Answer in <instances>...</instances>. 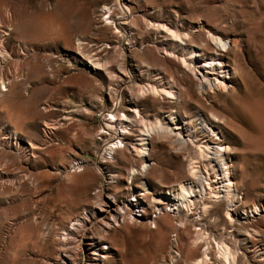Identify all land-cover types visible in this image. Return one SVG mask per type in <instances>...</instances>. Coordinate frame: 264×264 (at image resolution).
<instances>
[{"label": "rangeland", "instance_id": "rangeland-1", "mask_svg": "<svg viewBox=\"0 0 264 264\" xmlns=\"http://www.w3.org/2000/svg\"><path fill=\"white\" fill-rule=\"evenodd\" d=\"M124 1L130 7L124 27L129 43L108 23L123 16L116 0H0V72L7 83L0 94V264H171L178 254L176 264H191L204 250L193 244L197 234L228 240L240 253V227L261 226L239 221L227 230L206 219L200 206L185 214L152 202L142 191L144 183L157 197L187 178L186 156L167 144L151 148L146 181L131 173L142 166L136 147L140 131L172 111L192 126L200 115L220 125L239 207L264 206V0ZM157 26L192 34L197 44L209 34L228 41L225 89L196 94L175 62L149 42L168 41ZM78 43L111 75L82 65ZM119 47L127 54L130 78L117 73ZM156 74L187 87L179 88L183 102L177 107L141 97ZM116 102V115L127 116L130 128L124 148L110 160L104 149L111 137L101 131L104 114ZM100 185L125 209L104 215L107 225L90 237L103 233L108 240L86 249L93 260L87 262L77 249L74 225L100 210ZM251 243L257 248L259 241ZM240 264L256 263L244 258Z\"/></svg>", "mask_w": 264, "mask_h": 264}, {"label": "bare ground", "instance_id": "bare-ground-1", "mask_svg": "<svg viewBox=\"0 0 264 264\" xmlns=\"http://www.w3.org/2000/svg\"><path fill=\"white\" fill-rule=\"evenodd\" d=\"M116 3L119 9L122 10L123 16L114 18V20L111 21L110 14L108 19L111 22L108 23L113 26L114 33L118 37H121V39L129 43L130 33H128L127 29L125 30L124 27L129 22L127 20L129 19L130 7L124 0H116ZM103 8L107 13H111L107 6ZM154 30L161 35L164 33L168 41L149 42L157 51L158 49L163 50L166 56L175 62L181 78L191 83V87L196 94L203 97L210 92L214 93L225 89L228 75H226L227 72L224 68L223 58L230 52L228 41H224L223 38L216 35L209 34L208 36L206 35V41L197 44L195 41L191 40L193 37L192 34L178 33L166 26H157L154 27ZM208 49H210L211 52L206 53ZM75 53L82 59V65L89 70L95 73L103 70L106 76L111 75L108 69L109 67L100 64L94 57L87 56L81 51V43H78ZM118 56L120 63L117 68L118 72H116L124 75V77L130 78L129 68L125 66L127 54L124 48L121 49L119 47ZM148 67L146 71L150 72ZM137 68L139 71L142 70V66H137ZM105 74L103 75L105 76ZM154 79V85L142 87L141 97L148 95L152 97L153 100L159 99V101L167 102L174 105V107H177L183 102L179 88L187 90V87H180L173 80H165L159 74H156ZM6 84L7 83L0 77V94L7 91ZM118 107L119 104L116 102L114 108L103 116L104 124L102 125L101 132L111 137L104 149L109 155L110 160H113L115 151L124 148V137L129 134V118L125 115L117 116ZM212 117L214 120H220L214 113ZM186 119L184 116H180L176 111H172L167 114L162 121L158 119L153 126L151 125L148 128H144L138 133L136 147L138 148V157L142 159V166L140 165L141 168L139 172L135 173V171H132L131 178L139 174L141 183L146 181V178L150 177L152 167H150L148 163V157L151 148H159L162 144H167L173 147L175 152L184 154L188 164L186 170L187 178L184 182L179 183L176 189L169 190L166 193H161L162 195L160 194L154 197L150 189L146 187V183H142L143 193L149 194L152 202L164 203L172 207L175 211L179 213L184 212L185 214L193 212L200 206L203 215L207 217L206 219L214 218V222H222L223 229L227 230H234L236 222L239 221H247L248 223L257 222L261 224V226H259L260 228H254V231L248 230L246 227H240L239 232L241 238H239V244L242 248L240 253L238 250L234 249L235 246H233L232 243L226 242L228 240L208 237L204 232L197 234L193 244L198 247H203L204 250L200 255L201 258L195 261L193 260L194 262L191 264H240V260L244 258H249L256 264H264V206L261 205L260 207L253 205L251 210H242V207H239L241 202L239 198L240 193L235 185L233 174L231 173L229 150L220 135V125L200 115L198 119L195 120L198 123L194 126H192L193 122H191L192 125H189V123L187 124ZM110 127L111 129L114 128V130H109ZM81 162V165L85 163H83V161ZM97 172L102 174L100 169H97ZM105 189L104 185H100V197L102 199L101 202H98L100 203V210L92 212L93 219L90 220L88 213H86L84 214V219L75 220L76 224L74 226H78L76 228L79 229L77 249L80 253L84 252L82 258L84 257V261L87 262H92L93 260L87 255L86 249H95V246L98 245V239H101V242H106L108 240L106 236L102 235V232V234H98V237H90V235L95 234L101 227L107 225V222L104 220V215L108 214L110 217H113L118 211L125 209L118 205L119 198H117V196L113 194H108L109 197L111 196L110 198L105 196L107 193ZM101 195L108 198V201L103 200L104 198H102ZM112 213L114 214L112 215ZM129 213L130 212H125V214L128 215ZM142 213L145 214V209H143ZM255 237L259 241L257 248H253L251 243L252 238L254 239ZM94 251L92 255H98L97 251ZM105 254H109V252H105ZM178 256L172 258L171 264H176L178 260H181V256L179 254ZM100 257L105 258V256ZM104 264H109V261L104 260Z\"/></svg>", "mask_w": 264, "mask_h": 264}, {"label": "built area", "instance_id": "built-area-1", "mask_svg": "<svg viewBox=\"0 0 264 264\" xmlns=\"http://www.w3.org/2000/svg\"><path fill=\"white\" fill-rule=\"evenodd\" d=\"M0 46H1V42H0ZM0 52H1V55H3V54H2V47H1V51H0ZM2 57H3V56H2ZM2 62H3V59H2L1 64H0V68H1V66L3 65ZM0 77H2V76H1V72H0Z\"/></svg>", "mask_w": 264, "mask_h": 264}]
</instances>
